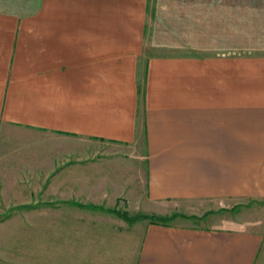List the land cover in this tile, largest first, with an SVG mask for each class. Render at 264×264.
I'll list each match as a JSON object with an SVG mask.
<instances>
[{
    "label": "crops",
    "instance_id": "1",
    "mask_svg": "<svg viewBox=\"0 0 264 264\" xmlns=\"http://www.w3.org/2000/svg\"><path fill=\"white\" fill-rule=\"evenodd\" d=\"M149 4L0 0L1 180L36 173L54 220L102 216L94 234L117 264H264V221L225 216L264 202V52L191 43ZM180 204L218 225L112 213Z\"/></svg>",
    "mask_w": 264,
    "mask_h": 264
},
{
    "label": "rangeland",
    "instance_id": "2",
    "mask_svg": "<svg viewBox=\"0 0 264 264\" xmlns=\"http://www.w3.org/2000/svg\"><path fill=\"white\" fill-rule=\"evenodd\" d=\"M149 6L151 22L169 20L175 32L186 34L191 43L213 45L221 48L220 53L238 57L264 52V0H150ZM29 176L22 188L15 189H6L0 176V264L118 263L113 254L102 252L103 238L94 234V227L106 222L102 216H86L81 211L67 213L71 219L54 220L52 211L39 212L44 195L39 194L36 173ZM240 206L225 216L245 225L253 223L250 227L262 225L264 202ZM178 210L187 216L204 211L189 204H180ZM174 223L201 226L215 222L177 218Z\"/></svg>",
    "mask_w": 264,
    "mask_h": 264
},
{
    "label": "trees",
    "instance_id": "3",
    "mask_svg": "<svg viewBox=\"0 0 264 264\" xmlns=\"http://www.w3.org/2000/svg\"><path fill=\"white\" fill-rule=\"evenodd\" d=\"M241 208H243V206L239 205L233 208V212H236L237 209H241ZM112 213L124 219L130 224H134L138 221H149L151 224L168 226L172 224L179 217L185 218V219L186 218L198 219L197 217H194V216L189 217V216H185L181 214H174L172 216L163 217V216L146 215V214H138V215L131 216L128 212H120L118 210H113Z\"/></svg>",
    "mask_w": 264,
    "mask_h": 264
}]
</instances>
